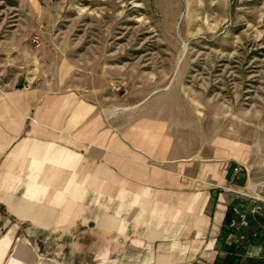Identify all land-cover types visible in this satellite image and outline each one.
Returning <instances> with one entry per match:
<instances>
[{
  "label": "rangeland",
  "instance_id": "rangeland-1",
  "mask_svg": "<svg viewBox=\"0 0 264 264\" xmlns=\"http://www.w3.org/2000/svg\"><path fill=\"white\" fill-rule=\"evenodd\" d=\"M24 80L162 118L181 149L225 139L238 183L264 178V0H0V82ZM247 242L232 264L259 263ZM137 260L126 232H48L0 208V264Z\"/></svg>",
  "mask_w": 264,
  "mask_h": 264
},
{
  "label": "crops",
  "instance_id": "crops-1",
  "mask_svg": "<svg viewBox=\"0 0 264 264\" xmlns=\"http://www.w3.org/2000/svg\"><path fill=\"white\" fill-rule=\"evenodd\" d=\"M25 82H0L3 214L48 232H126L138 264H232L247 241L263 260L260 222L227 224L225 188L244 180L225 139L181 149L162 118L132 123L80 91Z\"/></svg>",
  "mask_w": 264,
  "mask_h": 264
},
{
  "label": "built area",
  "instance_id": "built-area-1",
  "mask_svg": "<svg viewBox=\"0 0 264 264\" xmlns=\"http://www.w3.org/2000/svg\"><path fill=\"white\" fill-rule=\"evenodd\" d=\"M240 171V166L233 167V172ZM239 202L230 204L227 224L231 229L240 230L250 224V220L260 222L264 230V178L251 181L249 178L241 184L225 188ZM259 264H264L263 260Z\"/></svg>",
  "mask_w": 264,
  "mask_h": 264
}]
</instances>
